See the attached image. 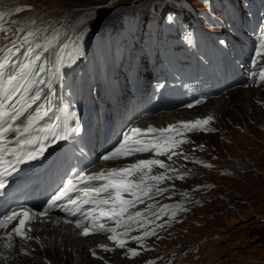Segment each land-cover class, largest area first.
<instances>
[{
  "label": "rangeland",
  "instance_id": "374dc122",
  "mask_svg": "<svg viewBox=\"0 0 264 264\" xmlns=\"http://www.w3.org/2000/svg\"><path fill=\"white\" fill-rule=\"evenodd\" d=\"M121 3L131 2L130 0H116ZM134 2H140L143 4L148 0H133ZM105 2H114V0H0V19H3L1 23H4L6 26L10 28H14L15 31L18 33H33V37L42 38L45 41H48L52 34L54 33L53 30H57L59 25L61 24L64 17V24H69V22L73 19V17L84 7L92 6V5H100ZM81 7V8H80ZM16 8H21L22 11L16 12ZM168 8L165 6L163 7V11L167 10ZM135 7L130 9L127 12L121 13H114L113 15L110 14L104 16H97L94 20H98L99 22L103 21L110 22L112 20L120 19L123 15L130 16L133 15V11ZM171 10V9H170ZM162 11V10H160ZM118 13V14H117ZM164 12H162L163 14ZM108 19V20H107ZM98 22V23H99ZM90 26V25H89ZM88 25L80 26L82 30L78 31L81 34V38L88 33L89 27ZM93 27L95 25H92ZM64 29V28H63ZM80 38V39H81ZM78 45H79V41ZM243 90L233 92V96L228 97L229 93L223 94L224 98L214 99L210 101L205 107L214 106L215 102V112L218 114V121L221 125H224L223 128L225 134L229 136H233L236 141H238L240 135L238 132L242 133L239 125H247L246 127L250 129L251 127H260L264 126V108L255 102L256 98L264 99V88L256 89L257 92L251 90L249 87L242 88ZM241 94L242 97H241ZM246 96V97H245ZM249 96V97H248ZM228 98V100H227ZM248 98V99H247ZM220 100V101H218ZM229 101V102H228ZM247 101V102H246ZM213 102V103H211ZM217 103V104H216ZM221 104V105H220ZM248 104V105H247ZM210 107V108H212ZM217 109V110H216ZM249 113V114H248ZM230 121L234 123L231 124ZM253 121H255L253 123ZM246 129V128H245ZM255 133L259 134V136H254V140L247 135H242L241 139L243 142L237 144L236 141L232 140V138H226L230 141L227 142L226 140L222 139L219 142V135L217 133H208L202 134L198 133L197 137H201L203 139H208L211 144L219 149V152H223L226 155L227 151H231V153H239L245 157V155L249 156L250 159L253 160L254 164L257 161H261L264 159V131L258 130L257 128H251ZM247 130V129H246ZM237 132V133H236ZM253 134V132H251ZM241 136V135H240ZM244 136V137H243ZM257 142L256 145H252L248 142ZM245 142V143H244ZM239 146V148H238ZM253 147H260L259 153H253ZM239 149V150H238ZM230 153V152H228ZM233 158H238L237 154H230ZM236 161V159H235ZM236 164L241 163L235 162ZM264 163H257V172L261 171L260 169L264 170ZM252 177V176H248ZM257 178L256 176H253ZM259 179H250L248 182L240 181L236 177H219L220 181H224L229 184L230 187L236 189V192H230L232 196L236 197L241 196L242 199H246L247 202H239V205L234 206L231 208L232 212L228 213V216L225 215L226 211L222 213H217L214 217L208 218L203 224H195L192 231L182 238V240H188L189 237L194 236L196 232L201 234L207 235L206 241L202 243V251L203 257L206 260H210V258L216 259V255L219 254L224 250V248L220 245L221 240L218 238H209L210 233L215 230H221L227 224V220H234V218H238L239 216H246L248 221L247 224H252L257 215L264 219V172L258 176ZM257 181L256 187H252L250 182ZM234 189V191H235ZM239 194H238V193ZM229 195V194H228ZM228 202V199L223 200H211L207 203L205 207L208 211L210 207H219L223 208ZM234 203V201H231ZM231 205V204H230ZM257 214V215H256ZM229 215L231 217H229ZM253 231L256 233V255L253 251L252 247L242 250V257L245 259V263H250V260H258V264H264V221L260 222L257 227H254ZM175 242V241H174ZM244 242V241H243ZM237 243V242H236ZM231 244H235L232 242ZM244 247L243 245L241 246ZM63 249V248H62ZM43 254V251L41 252ZM47 256V254H45ZM87 264H95L97 262L101 263L100 260L95 259L87 255ZM118 257V256H115ZM61 257L58 256L56 263L54 264H73L68 261V257L63 256L64 260H59ZM122 259V258H121ZM117 259L116 261L120 262L121 264H136L133 260H125V259ZM121 260V261H119ZM85 263V262H84Z\"/></svg>",
  "mask_w": 264,
  "mask_h": 264
},
{
  "label": "snow or ice",
  "instance_id": "6c2138e0",
  "mask_svg": "<svg viewBox=\"0 0 264 264\" xmlns=\"http://www.w3.org/2000/svg\"><path fill=\"white\" fill-rule=\"evenodd\" d=\"M22 11L21 8H16V12ZM19 31V29H17ZM33 33H27V36L24 37L25 41L27 38L32 36ZM5 51H11V49H5ZM261 50L257 51V55H261ZM7 63V57L4 58L3 62H0V70H3ZM29 65H24L23 69L28 68ZM23 69L21 73L16 75H11L8 77L7 82L10 87H12V93L9 96L5 97L4 102H0V177H7L11 175L13 172L17 171L18 166L21 163L26 162V160H34L38 155H42L44 152V148H39L38 151H25L24 146L30 145L33 143L32 139L27 138V134L30 133L33 126L36 122L43 118L46 115V112H42L40 110L36 111L34 114L28 115L26 120L22 123L17 124L16 122L19 120L21 116L24 115V109L15 110L13 109L11 112L7 110L5 104L8 100L11 99V96L18 91L15 88L14 82L21 78ZM2 75V72H0ZM261 80H264V72L261 73ZM43 83V81H41ZM50 86V85H49ZM34 101L39 99V95L37 94L32 98ZM191 107V105H189ZM211 117H207L203 120H195V121H187L180 122L186 131H192L197 128H202L204 125H207ZM72 131H79V128L72 129ZM148 133H156L159 132L161 135L159 137L153 138V140L149 143H142L139 139L142 130L140 128H132L130 132L124 133L123 139L119 142L118 146L115 147L112 151L108 152L106 155L102 157L103 160L107 161L109 159L129 156L135 152H149L154 151L156 155H165L170 152L173 148L178 147L181 143H186L185 140H177L176 136H181L182 133L176 128L175 125H169L168 128L154 129L149 127L146 130ZM9 132L15 133V143L18 147L14 149H10L7 147L10 141L6 139V134ZM166 133H174V135H165ZM66 137H62L57 135L56 139H64ZM133 145H139L138 147H133ZM176 153H173L175 155ZM12 157V159H6V157ZM171 155L168 156V159H171ZM151 166H159L161 168L165 167L164 163L158 159H141L138 160L134 164L128 165L126 168L119 169H109L107 173L100 172L93 174L91 177H86L84 173H80L76 176L77 181L83 182L88 179H99L104 180V183L100 187L95 188H85L83 189V193L85 197L83 203H93L97 205L95 210H90L87 214V218L90 219L93 223L90 227H85L81 235L87 236L90 234V228L94 229L96 232H108L112 233V235L108 236V240L115 242L116 247L123 248L126 244V240L123 237L128 235V232L132 230L131 225L137 222V218H139L142 214L140 212H136L134 215H129L125 217V213L128 208L134 206L137 201H140L142 197H146L152 191L151 187L148 185L147 181H156L159 183L164 180L166 177L161 174L160 176H144L139 181H135L129 179L136 172H143V170L147 169L151 171ZM206 167H211V165H205ZM182 178V177H177ZM3 180H0V188H4ZM76 185L73 180H68L66 184L62 188L59 189L52 197L47 201L48 206L54 207L56 206L58 201L63 200L68 197L69 194L75 191ZM111 192L109 196L105 199H96L95 197L100 196L102 192ZM163 190L157 189V192H161ZM125 194H128L132 197V199H126ZM71 204H77L78 199L69 200ZM105 205H111L110 209H105ZM95 213V214H94ZM45 213H39V215L43 216ZM75 213H73L74 215ZM19 217V222L11 229V232L8 233L9 239L11 238L12 233H15L16 236L20 238H28L26 236V225L31 219L30 210L22 209L20 212H12L9 215H5L2 219H0V228H7L9 224L16 220ZM114 219L116 227H105L103 223H99L98 221L103 218ZM77 227H80V222H76ZM143 227V224H141ZM118 228L125 229L123 232H118ZM31 229H27L30 231ZM149 233L145 232L144 235L147 236ZM133 240H140L142 237H132ZM11 243L6 244L5 247H10ZM105 251H111L106 245H100ZM130 256H137L139 253L134 250H129ZM95 255V254H93Z\"/></svg>",
  "mask_w": 264,
  "mask_h": 264
},
{
  "label": "bare ground",
  "instance_id": "6f19581e",
  "mask_svg": "<svg viewBox=\"0 0 264 264\" xmlns=\"http://www.w3.org/2000/svg\"><path fill=\"white\" fill-rule=\"evenodd\" d=\"M130 1H131L130 3L127 2V3L119 4L118 1L114 0V2H105L100 5L96 4V5L84 7L73 17V19L69 22V24L66 25L64 29H62V31L60 32V36H63L64 34L69 35L70 31H74L76 27H78L79 25L87 21L89 22L93 21L97 17V15L98 16L99 15L104 16L108 14L113 15L114 13L118 12L121 8L127 9V7L128 8L134 7L136 5L141 4L140 2H134L133 0H130ZM61 24L62 25L64 24V17L61 21ZM237 89L243 90L241 88H237ZM250 89L257 92L255 88H250ZM233 92L234 91H231V92L229 91L228 97L233 96L232 95ZM242 95L243 94H241V97ZM219 98L226 99L224 95L223 96L218 95L216 97H213L207 100L202 105H199L192 109H181V110H177V111L169 112V113L161 112L157 114L145 115V116H142L138 120V122L144 123L146 121H150V122L160 123L165 120L174 119L180 115L185 116V115H189L190 113H197L198 111L200 113L211 111L213 115L215 116V118L218 120L217 114L215 112V107H214L215 102H214L213 107L210 106L212 108L210 107L207 108L205 107V105L208 104L210 101L214 99H219ZM260 127L258 128L264 130V126H260ZM219 133L222 134L221 132ZM225 137H228V136H225ZM237 137H239L238 141H241L242 136L238 135ZM233 159H236V161H234L233 163L239 162L238 158H233ZM31 231H32L31 232L32 240H28V242L23 243L24 249L26 251L22 253L15 246L5 247L6 245L5 239L0 235V263L1 264H54L56 263L58 256L61 257L59 260H64L63 256L68 257L69 259L68 261L71 260L73 264H87V261H88L87 255L89 252V251L87 252V249L89 246H93L96 240L95 236H86V237L80 236L79 234H77L76 230L72 228L70 225L64 222L55 220L54 218H52L49 221H46L45 219L40 218L37 221L32 222ZM38 244L39 246L41 245L42 247L39 248ZM32 245L36 246L35 249L33 250H31L30 248ZM93 250H96V249L94 248ZM42 251H43V254L41 253ZM45 254H47V256H45ZM95 264H102V263L97 262Z\"/></svg>",
  "mask_w": 264,
  "mask_h": 264
},
{
  "label": "clouds",
  "instance_id": "9594fccd",
  "mask_svg": "<svg viewBox=\"0 0 264 264\" xmlns=\"http://www.w3.org/2000/svg\"><path fill=\"white\" fill-rule=\"evenodd\" d=\"M261 88L263 89L264 86H262ZM255 89H260V88L258 87ZM251 128H257L258 130L264 131V130L260 129L262 127H260V128L251 127ZM250 131L252 132L253 130L251 129ZM253 135L259 136V134H257V133H254ZM256 144H257L256 141L254 143H252V145H256ZM252 151H253V153H259L260 147H257V148L253 147ZM236 154L238 156L239 161H241V163L243 162V164H244V166H243L244 172H242L240 174V178H238V179L240 181H243L244 183L250 181V179H252V178L253 179H259L258 176H260V174H263L264 170L260 169L261 171L257 172L256 171L257 170L256 164L257 163H261V164L264 163V159L263 160L261 159V161H257L254 164L253 160L250 159L249 156L245 155V157H243L242 153L239 154L237 152H236ZM248 176H252V177H248ZM253 176H256L257 178H254ZM250 184L252 185V187H256L257 181L250 182ZM234 189L232 187H230L229 184L224 182V181H223V183L221 182V184H219L217 186V188L215 189V198H213L212 200L228 199V202H226V204L223 208H219V207H212L211 208L210 207V209L208 210V214H206L204 217L200 218V221H201V219H202V221L200 222L199 225L203 224L208 218L214 217L217 213H222L223 211H226L225 215L228 216V213L232 212L231 208H233L236 205H239L240 204L239 202H247L246 199H242V197L238 196L237 194H236V197L232 196L230 192H236V189H235V191H234ZM231 201H234V203H232ZM229 217H231V216L229 215ZM248 220L249 219H247L246 216H239L238 218H234V220H227L226 221L227 224L225 225V227L223 229L215 230V231L210 233L209 238H218V240L222 241L220 245L224 248V250L222 252H220L219 254L216 255V259L210 258V260H206L203 257L202 243L204 241H206L207 235L201 234L198 232V237L194 236L193 237L194 241L192 244H190V248L195 247L196 252H195V254L190 256L189 252L191 251V249L188 250L186 252V257H185L184 261L191 263V264H258L259 261L257 259L256 260H250V263L249 262L245 263L244 262L245 259L241 255H242V250L247 249V248H251V247H252V249L256 255V251H257L256 250V237H257V235L253 231V229H254V227H257L261 221L263 222L264 219L262 217H260L259 215H257L255 217V219L251 220V221H254V223L247 224L250 222ZM194 226H195V224H193L191 226L192 227L191 231L194 228ZM178 238H179V240H182L183 236L182 237L180 236ZM196 241L198 244H196ZM232 242H234L235 244H231ZM242 245L244 246L243 248L241 247ZM88 255L90 256L89 253H88ZM115 256H118V255L112 254L108 258L112 259L117 264H121L120 262L116 261L117 259H121V258L115 257ZM90 257H92V256H90ZM92 258H94V257H92ZM121 260H119V261H121ZM136 264H138V263H136Z\"/></svg>",
  "mask_w": 264,
  "mask_h": 264
}]
</instances>
